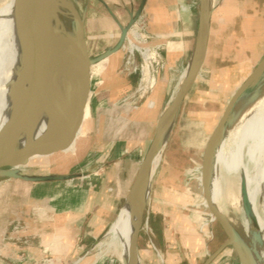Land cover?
Returning a JSON list of instances; mask_svg holds the SVG:
<instances>
[{"label":"crops","instance_id":"1","mask_svg":"<svg viewBox=\"0 0 264 264\" xmlns=\"http://www.w3.org/2000/svg\"><path fill=\"white\" fill-rule=\"evenodd\" d=\"M200 1L141 0L139 3L124 1V21L128 22L131 16L135 15L141 4H143L142 13L138 18V22L144 17L148 19L150 31L163 43L162 46L160 45V50L164 55L163 59L167 67L178 66L190 54L187 62L188 66L199 45ZM233 2L234 0H232V5L235 6ZM217 7V3L214 4L210 0L208 14L209 31L206 40L204 62L196 80L174 116L168 140H171V135L176 127L175 124L178 114L182 110L183 105L189 100L191 102L193 100L201 101L199 100L203 92L200 89L203 87L201 72L204 67L212 66L209 52L212 46L213 18ZM231 35L236 39L240 37L236 31L232 32ZM236 41L237 43L236 45L234 44V48H231L232 51L235 49L234 52L236 51L243 59L253 63L254 56L250 58L247 56L249 50H251L252 54L254 53L249 48L250 44L246 41ZM219 71H221L219 68L214 67V70H209L208 76H205L212 79L210 81L211 88L217 90L216 93H209L207 95L214 102L225 101L224 94L220 93V90H222L225 84L218 81ZM253 71L254 69L247 72L245 76L240 75L236 82H226V85L230 86V88L232 87L227 104L238 86ZM227 75L230 76V72ZM129 81L128 83L131 86L135 79L131 77ZM167 84L168 73L165 72L163 77L159 76V78H156V88L141 108L128 109L124 107L121 110L124 112V117L120 115L122 118L117 119L116 123L118 125L112 122L110 128L104 129L103 134H107L112 128H115L114 134L116 136L124 134L123 149L111 145L105 153L112 155L113 151H118L120 156L124 157L123 169L121 167L122 160H120L108 167L104 178L95 172L81 176L80 174H48L66 176V178L60 180L33 181L30 179H14L21 182L17 183L19 187L16 185L13 189L8 190L5 196L0 195V214L3 213L7 217H5V220H0V264H46L45 261L49 259L53 264H75L77 260L81 259V255L85 251H89L98 239L103 238L107 234L131 191L140 165L155 136L159 119L170 103L171 98L169 100L167 98L169 93L166 89ZM194 90H196V93L194 97H191ZM148 101L154 102L153 107H148ZM226 106L223 108L221 117L215 126L209 131L210 135L205 144V149L223 116ZM156 116L155 122L149 119ZM153 124H155L154 132L147 144L146 136L151 128H153ZM97 133L103 136L99 130ZM172 145H170V141H167L160 164L163 159L169 167L174 165V162L177 163L174 160L175 157L172 150L178 151L179 146L177 143H172ZM170 146H172L171 149ZM260 146L258 153L261 152L262 141L260 142ZM255 155L254 161L257 165L260 159L256 162ZM192 161L195 162L193 159ZM218 162L219 158L217 155L215 165ZM178 165L183 164L180 163ZM135 166H138L136 170L134 169ZM219 172V170L213 169V176L210 182V195L213 204L221 212H226V195L221 190V179L216 175ZM24 174L28 176H46L33 175L26 173V171H24ZM254 179H257L256 175ZM68 180H78L79 184H64ZM46 184H49L50 187V184H56L55 189L54 187H51L49 190L42 189L47 186ZM180 190L182 189L178 188L174 190L175 194H178ZM186 192L191 194L189 190H186ZM177 198V195L172 196L166 193L161 194L159 191L157 192L152 185L147 202V206L150 208L147 221L152 233L144 236L141 235L138 241V254L141 262L144 264H177V262H182L181 264H188V262L194 264L195 259L191 262L188 251L186 253H179L181 261L176 259L177 254H175L176 250L174 247L178 244L176 239L178 232L182 237L181 245L184 249L187 247L191 252L202 251L204 256H207L205 261L211 254L209 253V245L213 231L212 228L208 229L209 222H212L210 220L211 218L208 223L200 222L198 224L193 222L185 214L184 222L179 223L180 225L177 226L174 222L173 215L179 213L181 210H185L184 212L191 211L188 207L190 203L185 199L178 200ZM123 199L124 202L122 204ZM175 203L179 205H174ZM202 203L206 207L208 206L207 200L204 197ZM173 206L175 207L174 209H172ZM176 208H179V210L177 211ZM22 223L25 226H21ZM225 252L224 250L213 264H220V259ZM225 264L230 263L227 262Z\"/></svg>","mask_w":264,"mask_h":264},{"label":"rangeland","instance_id":"2","mask_svg":"<svg viewBox=\"0 0 264 264\" xmlns=\"http://www.w3.org/2000/svg\"><path fill=\"white\" fill-rule=\"evenodd\" d=\"M10 0H0V6ZM63 0H61L62 2ZM70 4L76 8L85 18L86 25V40L88 50L93 58H96L107 48L113 47L117 44L121 28L126 26L128 22L124 21V1H130L139 3L141 0H69ZM214 4L217 3V11L214 13L212 24V46L209 52L210 63L212 66H206L201 72L203 87L200 89L203 91L200 96L201 101H188L183 105L182 110L178 114L174 132L171 135L170 145L177 143L179 146V152L172 150L175 161L174 165L170 167L166 165L165 160L161 162L157 171L154 172L153 179L151 181L154 188L161 194H170L172 196H178V200L185 199L190 205L188 206L191 211L184 212L180 210L179 213L174 214V222L179 226V223H183L184 215L187 214L189 218L200 224V222H207L210 219V209L203 203L204 189L198 180V176L201 171V166L204 160L205 144L209 137V131L215 126L216 122L221 117L223 108L227 105V100L230 98V86L226 85V82H236L239 76H245L247 72L255 69L261 59L264 56V0H234L235 6L232 5V0H212ZM66 6V2H64ZM183 8V7H181ZM110 9V11L108 10ZM231 18V20H230ZM233 18V20H232ZM134 28L140 33V38L133 36L131 32H128L127 41L125 47L116 52L113 56L109 57L101 68L98 65H92L91 70V90L90 99L85 109V122L84 126L79 132L80 139L77 144V149H74L70 153H65L59 157H51L47 159H35L32 160L25 168L26 173L33 175H48V174H90L97 172L100 177H105L108 167L115 162L122 160V169L124 165V157L120 156L118 151H113L111 154H105L107 149L114 145L123 149L124 146V134L116 136L114 129L112 128L107 134H103L104 129L110 128L112 122L116 123L117 119L124 117V112L121 111L124 107L128 109H139L149 99L150 95L154 92L156 85L153 87H144L145 92H138V84L143 74L140 70L134 72L132 65L127 69L126 61L130 55L129 46L131 42H135L141 47L150 48L152 52H155L154 57L156 62H153V74L156 78L163 77L165 72L168 73L167 90L169 91L168 100L172 97L175 90L181 88L185 81H181L183 70L187 66L189 56L185 61L178 66L167 67L161 50L156 53V47L163 45L160 39L157 38L149 29L148 19L144 17L140 22L134 26ZM236 31L239 34V39L233 38L232 32ZM131 33V34H130ZM75 36V24L72 25V39ZM143 39V40H142ZM246 41L250 44L249 48L253 50L248 51V57L254 56V61L248 62L243 59L241 55H238L236 51H232L234 44L237 41ZM159 44V45H158ZM161 45V46H160ZM232 48V49H231ZM231 51V53H229ZM132 53V52H131ZM135 64L143 66L144 60L142 55L135 51ZM159 56V57H158ZM163 66V68H162ZM212 67V68H211ZM214 67L219 68L218 81L225 84L220 90V93L224 94L225 101L214 102L210 98L209 93H216L217 90L211 88L210 81L212 80L208 76L209 70H214ZM241 70V74H240ZM230 72V76L227 75ZM245 72V73H244ZM211 74V73H210ZM212 75V74H211ZM135 79L133 85H129V80ZM144 80V79H143ZM158 80V79H157ZM180 82V83H179ZM144 85V83H143ZM147 85V82H146ZM264 85V72L254 80V82L245 90L243 97L246 101L256 100L261 92V88ZM239 87V86H238ZM213 92H212V91ZM196 90H194L191 97H194ZM195 99V98H194ZM149 102V101H148ZM154 102L150 101L148 107H153ZM137 106V108L135 107ZM109 111V112H108ZM118 112V113H117ZM122 112V113H121ZM117 113V114H116ZM120 115L122 117H120ZM157 116L152 120L155 122ZM236 114L232 111L230 118L226 122L222 131V137L227 134H231L229 129L235 121ZM98 120V124H97ZM45 118L43 117L38 121L36 135H40L41 129H46ZM44 123V124H43ZM118 125V123H116ZM116 125V126H117ZM154 126L148 132L146 136L147 144L154 132ZM40 129V130H38ZM2 126H0V132ZM100 131L103 136L98 135L97 131ZM35 135V136H36ZM102 137V138H101ZM182 144V145H181ZM181 145V148H180ZM173 146V145H172ZM170 146V149L172 148ZM221 146V145H220ZM217 150V153L220 149ZM260 144L258 145L256 153V162L261 158V152L258 153ZM263 148V146H262ZM169 149V150H170ZM216 153V157H217ZM192 159L195 161L193 162ZM138 166H135V170ZM188 171V172H187ZM193 173V174H192ZM134 177V175H133ZM132 177V178H133ZM17 183H21L11 178L0 177V195L5 196L8 190L14 188ZM78 185V180H68L64 184ZM24 185V184H22ZM47 186L42 189L49 190L56 184H46ZM230 186V187H229ZM17 187H19L17 185ZM181 188L178 194H175L174 190ZM226 195V217L231 222L232 226L237 231L244 244V230L242 226V219H247L244 215L243 209L235 204L238 199L239 189L236 183L228 181L225 187ZM186 190H189L191 194H188ZM124 191V182H123ZM227 191V192H226ZM5 199V197H3ZM124 199L122 200V204ZM175 203L174 205H176ZM179 205V204H177ZM175 207L173 206L172 209ZM149 206H145L143 213V223L138 237L151 234L152 231L148 225ZM177 211L179 208H176ZM175 209V210H176ZM5 214H0V220H5ZM7 218V217H6ZM21 226H25L23 223ZM212 228V236L210 238L209 253H213L226 239L227 235L220 223L215 220L209 222L208 229ZM252 230H257L256 223L252 221ZM104 238V237H103ZM98 239L96 243L81 255V259L77 260L75 264H121L115 257L105 256L98 257V249L96 244L102 240ZM181 235L177 234V246L174 247L176 259L181 261L179 253H189V259H195L194 264H203L207 256H204L203 252H191L186 247L181 245ZM245 247V244H244ZM247 250V248L245 247ZM225 254L220 259V264L229 262L230 264H240L238 256L232 247L225 249ZM248 251V250H247ZM178 252V253H176ZM186 255V254H185ZM196 255V257H195ZM187 256V255H186ZM51 258V257H50ZM217 257L210 263L213 264ZM182 262H177L181 264ZM141 264H144L141 262ZM149 264V263H146ZM188 264H190L188 262Z\"/></svg>","mask_w":264,"mask_h":264},{"label":"water","instance_id":"3","mask_svg":"<svg viewBox=\"0 0 264 264\" xmlns=\"http://www.w3.org/2000/svg\"><path fill=\"white\" fill-rule=\"evenodd\" d=\"M100 1L104 3L103 0ZM200 4L199 45L190 61V63H194V58L199 53L196 57L197 67L191 75L187 76L183 86L179 89L175 98L168 104L159 119L155 136L140 165L129 193L133 206H135L136 192L146 180L156 155L161 131L167 124H172L176 112L196 80L204 62L206 40L209 31L208 14L210 0H201ZM34 7L35 0H15L16 17L26 43L28 63L31 70V82L29 96L23 108L18 116L13 115L9 119L0 132V177L30 179L33 181L60 180L66 178V176H28L24 174L25 169L23 167L35 159L42 160L69 153L66 148L67 145L72 140L74 142L78 141V134L85 122L86 105L90 99V67L92 63L108 58L122 48L129 30L141 16L143 4H141L136 14L131 16L127 25L121 28L117 44L107 48L96 58H93L89 53L86 40L85 18L76 8L73 7L75 36L72 39L62 36L50 25H43L38 20ZM108 10L112 14L111 10ZM61 54L69 57L71 59V67L80 70L82 73V85L79 92L76 91L68 80L64 66V56ZM263 71L264 56L254 71L228 101L223 116L206 146L203 160V174L205 179L204 193L208 199L209 193L206 187V180L213 164L215 150L223 138L222 131L224 126L230 118L236 100ZM42 111L48 113V123L45 129L47 135L41 141H36L35 143H30L29 141L21 146L19 142L20 137L25 132H28V137L32 135V119L36 118ZM241 193L245 204V212L249 216L250 208L244 180L241 181ZM211 210L225 231L227 239L208 256L204 264H210L227 247L234 249L240 264H258L256 258L240 242L237 231L226 215L218 212L213 207ZM143 217L142 214L140 224L132 237L130 246V260L132 264H137L138 261L141 263L138 254V237L142 228Z\"/></svg>","mask_w":264,"mask_h":264},{"label":"bare ground","instance_id":"4","mask_svg":"<svg viewBox=\"0 0 264 264\" xmlns=\"http://www.w3.org/2000/svg\"><path fill=\"white\" fill-rule=\"evenodd\" d=\"M63 1L66 2V6ZM63 1L35 0L34 12L43 25H50L62 36L72 38V25L75 21L73 6L70 4L69 0ZM129 32L138 39L141 36L134 26L131 27ZM129 50L132 53L138 51L142 55L144 60L142 66L143 79L147 82L146 87H153L156 84V76L152 73V61L155 52L150 51L148 48L141 47L135 42L130 43ZM198 55L195 56L194 63H190L185 68L182 75H180L182 82L195 71L197 67L196 57ZM62 56H64V66L66 68L68 80L76 91L79 92L82 85V73L80 70L71 67V59L69 57L66 55ZM108 58L100 59L92 63V65H98L101 68ZM30 76L31 70L28 63L26 43L15 13V0H10L0 6V126H2V129L13 115L18 116L26 103L30 92ZM258 77H260V75L257 76L256 79H258ZM179 89L178 87L175 90L170 102L175 98ZM242 97L243 94L236 100L232 109L236 114V118L229 129L231 133L229 134L230 136L227 134L222 138L215 150L213 164L206 180L209 199L206 195H204V198L208 203L207 208L210 209V220L215 221L217 219L211 210L212 207L224 215L226 212H221L211 200L210 182L213 176V169L220 171L216 175L221 179L220 181L222 184H220V181L219 184L222 189L219 188L223 192L226 190L225 187L228 181H232V183L234 182L238 185L239 195L235 204H237L240 209L242 207L244 215L247 218L245 220L242 219V226L245 234L244 244L247 250L256 258L257 263L264 264V85L256 100L246 101ZM43 117L46 120L45 124L48 123V113L44 111L36 118H33L32 135L28 137V132L23 133L19 139L21 146L29 141L30 143L41 141L47 135L45 129H41L42 133L40 135L35 134L38 121ZM171 127L172 124L169 123L164 126L161 131L158 149L146 180L136 192L135 206H133L132 200L128 195L107 234L96 244L98 257L112 256L121 264H132L130 260L132 237L140 224L141 216L148 202L151 191V181L154 172L160 164L163 150L171 132ZM78 137H80L79 134ZM261 141L263 146L262 155L256 165L254 155ZM77 144L78 141L74 142V140H72L67 145L66 148L69 153L77 149ZM219 146L220 149L217 154L219 162L215 165L216 153ZM25 168L27 167L24 166L23 169ZM255 175L257 179H254ZM198 180L204 189L205 179L203 164ZM242 180L246 183L248 205L250 208L249 216L245 212V204L242 199ZM252 221H254L257 226L255 232L251 228ZM238 238L244 246L239 235ZM137 264L141 263L138 261Z\"/></svg>","mask_w":264,"mask_h":264},{"label":"built area","instance_id":"5","mask_svg":"<svg viewBox=\"0 0 264 264\" xmlns=\"http://www.w3.org/2000/svg\"><path fill=\"white\" fill-rule=\"evenodd\" d=\"M137 22H138V20H137ZM137 22L135 23V25L137 24ZM126 41H127V38H126V40L124 42V45L126 44ZM129 42H130V40L128 39L127 43H129ZM148 49L151 51V49L149 47H148ZM155 49H156V53H158V50H160V47L157 46ZM129 53H130V55H129L127 61H126L127 69H129L132 65H134V67H133L132 70L134 72H136L137 70H140L141 75H142V65L140 66V69H139L138 65L135 64V60H134L135 53L134 52L131 53L130 51H129ZM153 62H156V58L155 57H154V59L152 61V70H153ZM162 68H163V66H162ZM143 83H144V85H143ZM145 86H146V81L143 80L142 77H141V79L139 81V84H138L137 91L138 92H142V93L145 92L147 90V89L146 90H143ZM135 107L137 108V106H135ZM45 263L46 264H53V262L50 261V259L49 260H46Z\"/></svg>","mask_w":264,"mask_h":264}]
</instances>
